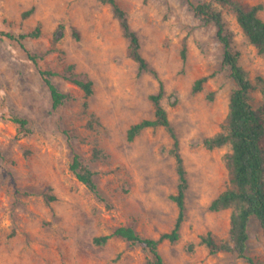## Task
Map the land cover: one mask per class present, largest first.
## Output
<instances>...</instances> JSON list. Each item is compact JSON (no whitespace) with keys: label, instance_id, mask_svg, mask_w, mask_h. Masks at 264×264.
I'll use <instances>...</instances> for the list:
<instances>
[{"label":"rangeland","instance_id":"1","mask_svg":"<svg viewBox=\"0 0 264 264\" xmlns=\"http://www.w3.org/2000/svg\"><path fill=\"white\" fill-rule=\"evenodd\" d=\"M136 32L140 51L163 83L160 99L177 137L187 179L185 215L179 239L164 241V264H248L226 252L209 254L200 236H229L231 208L210 211L227 185L224 155L229 145L208 149L203 140L220 131L235 83L222 62L223 48L213 24L192 5L209 0H116ZM258 16L264 20V0ZM231 30L239 64L254 85V106L264 103V53L248 41L227 6L214 3ZM30 13L22 17V13ZM21 40L39 57L42 69L57 72L52 82L68 94L53 109L47 87L18 41L7 37L32 30ZM64 26L54 42L53 32ZM185 42V59L180 56ZM127 40L109 5L99 0H0V264H149L148 252L113 236L94 238L118 226L143 237L169 231L177 208L173 141L161 127L126 138L130 125L153 118L150 94L158 79L139 72L126 54ZM88 74L93 93L62 78L65 67ZM208 76L199 91L193 82ZM26 118L29 132L9 118ZM93 172L99 198L69 169L73 154ZM247 255L264 264L258 221L248 223Z\"/></svg>","mask_w":264,"mask_h":264},{"label":"trees","instance_id":"2","mask_svg":"<svg viewBox=\"0 0 264 264\" xmlns=\"http://www.w3.org/2000/svg\"><path fill=\"white\" fill-rule=\"evenodd\" d=\"M111 8L113 17L118 21L121 33L127 40V57L136 63L138 71H150L158 79V90L148 96L153 105V118L142 119L132 125L126 131V138L133 140L143 129L161 126L165 128L173 141V154L176 163L177 185L176 191L170 198L175 203L177 215L172 228L158 235L156 238L143 237L131 226H118L112 232L95 237L96 243H103L113 236L120 237L132 244L144 247L150 257L149 264H164L159 245L164 242H175L179 239L180 228L185 215V191L187 179L179 153L177 137L170 125L167 111L160 102L164 94L162 81L157 72L148 66L140 51V42L136 32L131 28L127 13L116 0H99ZM214 3L227 6L234 14V18L242 33L259 53H264V20L258 16L263 8L261 3L246 5L238 0H209L192 5L193 13L200 17L205 24L211 23L215 27V36L223 48L222 62L229 69V74L235 83L228 100L227 113L221 124V129L214 135L203 140V145L212 149L229 145L230 150L224 155L227 168V185L209 203L210 211L231 208L229 217V236L225 240H217L210 233L206 232L200 236V241L206 246L209 254L226 252L244 259L248 264H255L247 253L248 223L254 218L258 221L264 237V103L254 106L251 102L250 92L254 85L248 79L245 70L239 64L240 53L235 49L231 30L227 27L226 21L220 9ZM30 10L22 13L25 17ZM40 35V24L30 31L20 33L16 36L7 37L18 41L20 46L27 53L28 58L33 62L42 81L47 87L51 107L53 109L62 105L68 97L51 80L57 72L42 69L38 64L39 57L28 52L21 44V40L37 38ZM64 35V26L58 23L54 32V42L59 41ZM185 42L182 44L180 56L185 59ZM62 78L78 87L85 96L93 93V82L87 73L75 71L72 64L65 67ZM208 76L197 78L192 85V90L197 92ZM15 123L19 130L29 132L26 118L11 116L9 118ZM69 169L91 193L99 198L97 185L93 178V172L81 162L79 156L74 153L69 164Z\"/></svg>","mask_w":264,"mask_h":264}]
</instances>
